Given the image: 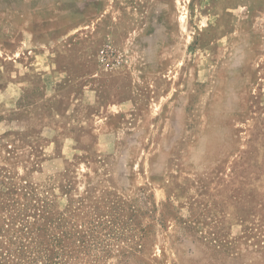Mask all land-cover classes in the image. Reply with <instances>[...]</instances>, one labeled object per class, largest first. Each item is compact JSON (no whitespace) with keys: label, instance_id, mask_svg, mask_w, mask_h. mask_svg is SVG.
<instances>
[{"label":"rangeland","instance_id":"rangeland-1","mask_svg":"<svg viewBox=\"0 0 264 264\" xmlns=\"http://www.w3.org/2000/svg\"><path fill=\"white\" fill-rule=\"evenodd\" d=\"M0 264H264V0H0Z\"/></svg>","mask_w":264,"mask_h":264}]
</instances>
